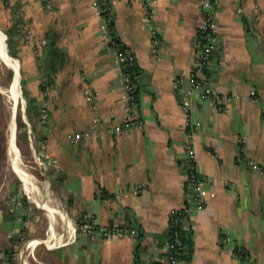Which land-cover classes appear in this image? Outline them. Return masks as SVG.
<instances>
[{
	"label": "crops",
	"instance_id": "crops-1",
	"mask_svg": "<svg viewBox=\"0 0 264 264\" xmlns=\"http://www.w3.org/2000/svg\"><path fill=\"white\" fill-rule=\"evenodd\" d=\"M9 4L10 9L0 0V29L10 37L31 108L39 119L43 109L48 112L46 124L33 121L42 151L56 161L55 192L71 233L57 251H0V264H135L138 239L141 264H166L168 213L184 202L189 127L178 104L176 80L181 88L187 87L201 20L196 0H160V46L155 56L143 0H109L113 35L134 54L138 70L140 124L120 134L113 131L127 114L120 72L100 38L89 0ZM216 20L219 36L204 72L206 81L221 94L247 95L254 90L256 96L229 105L226 112L217 111L211 101L191 104L198 170L235 186H216V197L202 210H189L192 249L185 261L241 264L220 249V240L228 237L245 247L255 264H264V173L249 165L254 162L264 172V0H218ZM43 77L51 81L42 94ZM94 115L99 118L96 127ZM87 131L92 133L89 139L72 138ZM86 213L98 226L134 227L139 238L81 233L77 227ZM4 220L0 217V227L19 236L22 215ZM52 223L54 227V217ZM50 226L49 218V238L55 236Z\"/></svg>",
	"mask_w": 264,
	"mask_h": 264
},
{
	"label": "built area",
	"instance_id": "built-area-1",
	"mask_svg": "<svg viewBox=\"0 0 264 264\" xmlns=\"http://www.w3.org/2000/svg\"><path fill=\"white\" fill-rule=\"evenodd\" d=\"M146 14L144 22L146 23L151 43V54L156 55L160 46V28L159 21L161 19L160 0H143ZM90 7L94 10L98 17V33L103 43L108 44L112 51L113 58L117 69L120 72V81L122 86V99L125 104L126 119L113 129L115 134H120L124 130H130L134 125L140 124L138 119V102L134 93V83L132 82V65L136 62V57L130 51L121 47L120 43L114 42L113 14L109 8V0H89ZM197 7L200 12V25L198 27L195 46L192 58L190 72L186 77V88L180 87V81L176 80L178 90V104L183 112L189 127L185 139V160L183 163L184 171V202L181 206L173 208L168 213L167 229L171 233L165 244V259L167 264H186L184 258V246L181 241L183 231L188 230L187 216L190 209L202 210L208 200L216 197V186L235 185L227 181H221L209 175L202 173L197 168L196 153L193 144V135L196 131V124L190 120L191 104L194 101H211L215 104L216 110L219 112L228 111V106L240 101L254 100L256 93L251 90L247 95H237L231 93H218L206 81L204 72L212 56L216 41L218 39L217 28V8L218 0H196ZM45 40L41 41L44 46ZM86 100H91V95L87 93ZM41 122L46 124L48 121V112L43 109L41 114ZM93 126L99 124L97 115L93 117ZM264 124V117L262 118ZM92 133L89 131L76 133L73 139H89ZM41 156L45 162L51 167H56V161L50 159L44 152ZM252 169L263 174L261 168L254 162H249ZM79 231L84 234H95L103 238H116L137 236V230L129 226H98L94 222L93 216L86 213L80 220ZM220 249L228 252L241 262V264H255L250 256L249 251L232 239L224 237L220 240Z\"/></svg>",
	"mask_w": 264,
	"mask_h": 264
},
{
	"label": "rangeland",
	"instance_id": "rangeland-1",
	"mask_svg": "<svg viewBox=\"0 0 264 264\" xmlns=\"http://www.w3.org/2000/svg\"><path fill=\"white\" fill-rule=\"evenodd\" d=\"M3 2L7 8L10 7V0H3ZM261 28L264 41V21ZM0 34L5 45V53L14 62L18 63L17 58L11 55L9 35L2 29H0ZM14 62L9 61L5 64L0 59V217L3 216V220L5 219L4 222H6L10 221L11 217L22 215V221H20L22 230L20 229L19 236L14 237L12 234L5 232L6 225L4 223L5 228L0 227V251H57L55 247L59 243H65L69 240L70 223L67 226L63 216L55 214L53 216L55 219L53 227V217L41 205L32 202L25 190L24 182L12 170L10 165L8 140L13 121L20 167L29 175L37 192L46 195V198L50 197L51 200L48 203L52 208L64 214V218L67 220L64 212L65 207L55 192L54 169L41 156L43 151L33 121L37 118L38 122L43 124L40 121L41 117L39 119L37 110L31 108L32 101L26 97L25 87L21 83L20 63L17 64L16 68ZM14 82L17 84L19 97L13 117L9 91L12 90ZM17 202H20V206L15 205ZM25 212L27 213L25 214ZM49 218L51 220L50 235L55 232V236L50 238L47 236L49 234ZM35 239L40 240V242L38 244L32 243V240ZM15 241H17L16 244L13 243ZM42 241L44 242L42 243ZM29 243L34 246L28 247Z\"/></svg>",
	"mask_w": 264,
	"mask_h": 264
},
{
	"label": "bare ground",
	"instance_id": "bare-ground-1",
	"mask_svg": "<svg viewBox=\"0 0 264 264\" xmlns=\"http://www.w3.org/2000/svg\"><path fill=\"white\" fill-rule=\"evenodd\" d=\"M0 59L2 62L7 64L9 61H13L9 55L5 53V45L3 44V40L1 38L0 34ZM14 66L17 68V62H14ZM10 98L12 101V113L14 117L15 109L18 102V89L17 84L14 82L12 86V90L9 91ZM14 119V118H13ZM15 134H14V122L12 121L11 129H10V135L8 140V151L10 154V165L12 170L18 175V177L24 182L25 190L27 194L29 195L32 202H35L39 205H41L51 217H53L55 214H61L56 209L52 208L51 205L48 203L49 200H51L50 197L46 198V195L41 194L40 192H37L36 187L31 183V180L29 178V175L20 167L19 165V153L18 148L15 143ZM63 216V214H61ZM53 219V218H52ZM53 233V232H52Z\"/></svg>",
	"mask_w": 264,
	"mask_h": 264
},
{
	"label": "trees",
	"instance_id": "trees-1",
	"mask_svg": "<svg viewBox=\"0 0 264 264\" xmlns=\"http://www.w3.org/2000/svg\"><path fill=\"white\" fill-rule=\"evenodd\" d=\"M113 25V23H112ZM6 33V32H5ZM112 33H113V29H112ZM8 34V33H6ZM9 39V43L11 42L10 38ZM114 42L115 43H120L119 40L114 36ZM47 47L48 45L44 47V51L47 50ZM122 48H124L122 45H121ZM125 49V48H124ZM11 55L15 57L14 53L11 52ZM43 64H44V60L41 61L40 63V68H41V73L42 75L44 74V68H43ZM132 71V74H133V77H132V82L134 83V93L136 95V101L138 102V97H139V91H138V88H137V85H136V82H135V79H136V75H137V61L134 63V65H132L131 69ZM50 79L48 78H44L43 77V80L42 82L40 83L39 85V90L40 92L43 94V93H46V90L48 89L49 87V84H50ZM22 86H24V81L22 83ZM25 89V88H24ZM25 92V91H24ZM26 94V97L29 99V97L27 96V93ZM31 100V99H30ZM19 121V119H18ZM138 235V234H137ZM171 235V233L167 230V240L169 239V236ZM138 237V236H137ZM136 237V238H137ZM139 238V237H138ZM137 244H136V249H135V264H141V262L139 261V258H138V253H137V249H138V246H139V239L137 240ZM181 241H182V244L184 246V251H185V254H184V258L186 261H188L189 259V254H190V251L192 249V234L188 233V231H183L182 235H181ZM167 264V263H166Z\"/></svg>",
	"mask_w": 264,
	"mask_h": 264
},
{
	"label": "water",
	"instance_id": "water-1",
	"mask_svg": "<svg viewBox=\"0 0 264 264\" xmlns=\"http://www.w3.org/2000/svg\"><path fill=\"white\" fill-rule=\"evenodd\" d=\"M6 37V36H5ZM7 40V39H6ZM20 92H21V90H20Z\"/></svg>",
	"mask_w": 264,
	"mask_h": 264
}]
</instances>
